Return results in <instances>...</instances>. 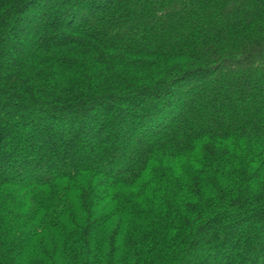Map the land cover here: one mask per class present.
Listing matches in <instances>:
<instances>
[{"label": "trees", "instance_id": "obj_1", "mask_svg": "<svg viewBox=\"0 0 264 264\" xmlns=\"http://www.w3.org/2000/svg\"><path fill=\"white\" fill-rule=\"evenodd\" d=\"M0 264H264V0H0Z\"/></svg>", "mask_w": 264, "mask_h": 264}]
</instances>
